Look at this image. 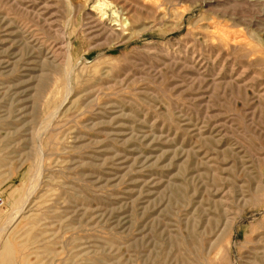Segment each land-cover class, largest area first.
<instances>
[{
  "label": "rangeland",
  "instance_id": "374dc122",
  "mask_svg": "<svg viewBox=\"0 0 264 264\" xmlns=\"http://www.w3.org/2000/svg\"><path fill=\"white\" fill-rule=\"evenodd\" d=\"M0 198L8 264H264V0H0Z\"/></svg>",
  "mask_w": 264,
  "mask_h": 264
},
{
  "label": "bare ground",
  "instance_id": "6f19581e",
  "mask_svg": "<svg viewBox=\"0 0 264 264\" xmlns=\"http://www.w3.org/2000/svg\"><path fill=\"white\" fill-rule=\"evenodd\" d=\"M102 1V0H101ZM105 1V0H104ZM107 3V2H106ZM100 4V3H99ZM101 6H105V2L104 3H101L100 4ZM102 8V7H101ZM105 8V7H104ZM103 8V9H104ZM98 9H99V7H98ZM108 9V8H107ZM120 10V9H119ZM103 11V10H102ZM190 11H192V10H190ZM187 12V11H186ZM189 12V11H188ZM113 14V13H112ZM183 17V16H182ZM110 18V17H109ZM120 20V19H119ZM107 21V20H106ZM127 21V20H126ZM101 22H102V19H101ZM122 22V21H121ZM214 22H215V20H214ZM96 24V23H95ZM104 24V23H103ZM220 24V23H219ZM97 25V24H96ZM106 25H107V22H106ZM124 25H126L127 26V24H124ZM123 25V26H124ZM129 25V24H128ZM209 25H211V24H209ZM214 26H215V23L213 24ZM220 26V25H219ZM102 27V26H101ZM108 27V26H107ZM129 27V26H128ZM209 27H211V26H209ZM102 28H104V27H102ZM106 28V27H105ZM224 29V28H223ZM105 30H107V28L105 29ZM209 32V31H208ZM213 33V32H212ZM216 33V32H215ZM215 33H213V34H215ZM221 34V33H220ZM227 35V34H226ZM233 36H235V35H233ZM227 37H230V36H227ZM70 38V37H69ZM231 38V37H230ZM228 39V38H227ZM235 41V40H234ZM68 42V41H67ZM236 43H238V42H236ZM69 53V52H68ZM53 59V58H52ZM51 59V60H52ZM51 63V62H50ZM28 181V180H27ZM26 181V182H27ZM20 207V206H19ZM261 210H264V205L260 208ZM23 216V215H22ZM1 221V220H0ZM12 222V221H11ZM36 222V221H35ZM15 223V222H14ZM34 226V225H33ZM234 227V226H233ZM235 228V227H234ZM262 229V228H261ZM10 230V229H9ZM12 230V229H11ZM35 230V229H34ZM4 231V230H3ZM236 232V231H235ZM233 233V232H232ZM232 233H230V234H232ZM237 233V232H236ZM233 235V234H232ZM234 236V235H233ZM9 239V238H8ZM232 239V238H231ZM230 239V240H231ZM4 241H5V239H4ZM6 242H8V241H6ZM228 242H229V240H228ZM3 243H5V242H3ZM9 243V242H8ZM10 244V243H9ZM9 244H7V243H5L3 246H1L2 248H1V250H0V264H8L9 263V261L11 262L12 260H11V258H10V255H9V258H10V260L9 261H7V255L8 254H10V253H12V252H10L11 250H10V246H9ZM228 244V243H227ZM227 247V246H226ZM13 248V247H12ZM231 248H232V243H230V245H229V247L227 248V253L229 254V255H231ZM12 255V254H11ZM13 256H14V254H13ZM13 259H14V257H13ZM13 262V261H12ZM10 264H13V263H10Z\"/></svg>",
  "mask_w": 264,
  "mask_h": 264
},
{
  "label": "built area",
  "instance_id": "2783aa9c",
  "mask_svg": "<svg viewBox=\"0 0 264 264\" xmlns=\"http://www.w3.org/2000/svg\"><path fill=\"white\" fill-rule=\"evenodd\" d=\"M1 200H2V199L0 198V202H1Z\"/></svg>",
  "mask_w": 264,
  "mask_h": 264
}]
</instances>
